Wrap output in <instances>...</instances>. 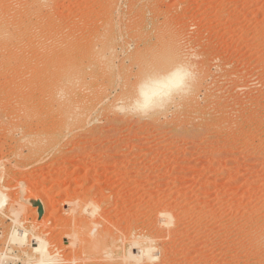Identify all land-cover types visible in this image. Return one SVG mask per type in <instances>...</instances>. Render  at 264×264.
Instances as JSON below:
<instances>
[{"label": "rangeland", "instance_id": "374dc122", "mask_svg": "<svg viewBox=\"0 0 264 264\" xmlns=\"http://www.w3.org/2000/svg\"><path fill=\"white\" fill-rule=\"evenodd\" d=\"M0 115V264H264V0H0Z\"/></svg>", "mask_w": 264, "mask_h": 264}, {"label": "bare ground", "instance_id": "6f19581e", "mask_svg": "<svg viewBox=\"0 0 264 264\" xmlns=\"http://www.w3.org/2000/svg\"><path fill=\"white\" fill-rule=\"evenodd\" d=\"M170 72H168V73H166L165 75H163L162 77H159V78H153V79H150V80H148L147 82V86H146V88H148V91L147 92H145L144 93V95H145V98L146 99H148L150 96H153V95H156V94H158L162 89L160 88L161 86H167V85H169V84H176V83H178V81H179V79L178 78H175L174 79V75L172 74V75H168ZM163 88V87H162ZM1 116V115H0ZM94 168V167H93ZM93 170V169H92ZM79 171V170H78ZM81 172V171H80ZM89 172V171H88ZM118 174V173H117ZM91 175V174H90ZM82 176V175H81ZM128 176V175H127ZM89 177V176H88ZM85 179V178H84ZM132 181V180H131ZM71 183V182H70ZM133 183V182H132ZM124 184V183H123ZM81 186V185H80ZM96 186V185H95ZM108 186V185H107ZM99 193V192H98ZM94 195V194H93ZM4 196L0 193V206H1V204L4 202ZM68 199V198H67ZM69 200V199H68ZM73 200H74V198H73ZM76 200V199H75ZM82 200V199H81ZM105 200V199H104ZM48 201V200H47ZM70 201V200H69ZM85 201V200H84ZM96 201V200H95ZM6 202V201H5ZM13 202V201H12ZM90 202V201H89ZM92 202V204H93V201H91ZM90 202V203H91ZM4 204V203H3ZM70 204V203H69ZM78 204V203H77ZM91 204V205H92ZM107 204V203H106ZM64 205V204H63ZM87 206H88V204H86ZM97 205V204H96ZM15 206V205H14ZM50 206V205H49ZM58 206V205H57ZM75 206V205H74ZM87 206H85L86 208H87ZM70 207V206H69ZM94 207H95V205H94ZM158 207V206H157ZM3 208V207H2ZM67 208V207H66ZM81 208V207H80ZM90 208H91V206H90ZM103 208H105V206L103 207ZM61 209V208H60ZM69 209V208H68ZM74 209L76 210V206L74 207ZM82 209H85V208H83L82 207ZM82 209H80V211L82 210ZM92 209H95V208H92ZM99 209V208H98ZM101 209V208H100ZM86 210H88V208L87 209H85V211ZM167 210V209H166ZM12 211V210H11ZM84 211V213H86ZM90 211V210H89ZM89 211H88V216H90L89 215ZM95 211H96V209H95ZM98 211V210H97ZM100 211V210H99ZM79 212V211H78ZM90 212H92V215H93V211L91 210ZM108 212V211H107ZM83 212H81V214H82ZM167 213V211L165 212V213H162V214H160V216L158 215L157 217H160L161 218V220H162V224H164V225H168L169 223H170V216L169 215H167L166 214ZM170 213V212H169ZM14 214V213H13ZM72 214V213H71ZM80 213H79V215H81ZM159 214V213H158ZM18 215V214H17ZM79 215H77V216H75V217H78ZM101 215V214H100ZM105 215V214H104ZM16 216V215H15ZM69 216V215H68ZM81 216H83L79 221L78 220H76V222L78 221V224L76 223L75 224V226L76 225H78L76 228H81L83 231H86V233H88L89 235H91L93 232H94V229L93 228H95L94 227V225L96 224V225H98V226H100L99 224H100V221H99V223H98V221H97V219H96V221H94L95 223H93V216H96V214H94L93 216H91L92 217V219H91V217H90V219L92 220V222L89 220H87L85 217H87V216H85V215H81ZM18 217V216H17ZM105 217V216H104ZM73 218H74V216H73ZM97 218V217H96ZM98 218H99V215H98ZM77 219V218H76ZM102 219H103V217H102ZM101 219V220H102ZM51 220V219H50ZM95 220V219H94ZM100 220V219H99ZM47 221V220H46ZM45 221V222H46ZM108 221H109V219H108ZM119 221V220H118ZM67 222V221H66ZM79 222H80V224L81 225H79ZM90 222H91V224H92V226L90 225ZM73 223H74V221H73ZM98 223V224H97ZM104 223V222H103ZM69 224V223H68ZM112 224V223H111ZM161 224V223H160ZM173 224V223H172ZM71 225V224H70ZM74 225V224H73ZM95 225V226H96ZM170 225V224H169ZM35 226V225H34ZM38 226V225H37ZM67 226H69V225H67ZM75 226H74V228H75ZM114 226V225H113ZM117 226V225H116ZM159 226V225H158ZM66 227V226H65ZM102 227H104V226H102ZM101 227V228H102ZM105 227H107L108 228V226H107V224H106V226ZM164 227H166V226H164ZM64 228V227H63ZM73 228V227H72ZM100 228V229H101ZM107 228L105 229V230H107ZM121 228V227H120ZM127 228V227H126ZM67 229V228H66ZM69 229V228H68ZM100 229H98L96 232H98ZM103 229V230H104ZM109 229V228H108ZM112 229V228H111ZM137 229V228H136ZM65 230V229H64ZM73 230V229H72ZM81 230V231H82ZM104 230V231H105ZM140 230V229H139ZM156 230V229H155ZM166 230H167V228H166ZM172 230V229H171ZM38 231H39V229H38ZM116 231V230H115ZM127 231V230H126ZM152 231V230H151ZM73 232H74V230H73ZM108 232V234H109V231H107ZM117 232V231H116ZM120 232V231H119ZM167 232V231H166ZM12 233H14V232H12ZM23 233V232H22ZM25 233V232H24ZM67 233V232H66ZM79 233H81V232H79ZM101 233H103V232H101V231H99L98 232V234H101ZM105 233H106V231L104 232V236H105ZM42 234V233H41ZM77 234H78V232H77ZM97 234V233H96ZM97 234V235H98ZM160 234V233H159ZM167 234V233H166ZM168 235V234H167ZM18 236H19V234L17 233H14V236L13 237H17L18 238ZM20 236H21V238L20 239H24V235L23 234H20ZM99 236V235H98ZM101 236V235H100ZM109 236V235H108ZM107 235H106V237H105V240L104 241H107L108 239H107V237H108ZM112 236V235H111ZM114 236V235H113ZM134 236V235H133ZM152 236V235H151ZM42 237V236H41ZM41 237H35V247H34V250L35 251H37V253L38 254H40L39 256H40V261L38 260V262H39V264H45L44 263V261H45V259H44V257L46 256V253H44L45 252V247L47 246L46 245V243L44 242V240L43 239H41ZM16 238V239H17ZM77 238V237H76ZM98 238V237H97ZM92 239H93V241L92 242H94V237H92ZM103 238L101 237V240H102ZM107 239V240H106ZM111 239V238H110ZM25 240V239H24ZM74 240V239H73ZM88 240V239H87ZM95 240H96V237H95ZM98 240V239H97ZM96 240V241H97ZM100 240V239H99ZM98 240V241H99ZM97 241V242H98ZM109 241V240H108ZM152 240L150 239V242L147 240V239H142V238H136V237H130V239H129V241H128V250H127V252H128V254L126 255V256H124L123 257V255H122V260H120V262H117V264H130L129 263V260L131 261L132 260V263L134 262V263H139V262H142V261H144V263L143 264H145V262H150L151 263V260H152V262H153V260H155L156 259V256H155V253H154V251L155 250H157V249H155L154 250V248H153V246H152V242H151ZM157 241V240H156ZM69 243V242H68ZM72 243V242H71ZM101 243V242H100ZM106 243V242H105ZM111 243V242H110ZM75 244V243H74ZM102 244H103V241H102ZM77 245V244H76ZM98 245H99V243H98ZM105 245V244H104ZM74 246V245H73ZM92 246V245H91ZM97 246V245H96ZM123 246V245H122ZM71 247V246H70ZM93 247V246H92ZM95 247V246H94ZM101 247H103V245L101 246L100 245V247L99 248H101ZM108 247V246H107ZM113 247V245L112 246H110V248L109 249H113L112 248ZM157 247H158V245H157ZM72 248V247H71ZM96 248H98V247H96ZM99 248H98V251H99ZM106 248V247H105ZM105 248H104V250H105ZM48 249V248H47ZM74 249V248H73ZM92 249H94V248H92ZM102 249V248H101ZM81 250V249H80ZM103 250V249H102ZM154 250V251H153ZM72 251V250H71ZM76 251V250H75ZM95 252V251H94ZM112 252L110 251V253L109 254H111ZM93 255H94V258H96L97 259V257H96V252L95 253H92ZM97 254H100L99 252L97 253ZM101 254H103V253H101ZM104 254H106V253H104ZM107 254H108V252H107ZM105 255L103 258H105L106 260L108 259V260H110L109 258V254L108 255ZM121 255V254H120ZM98 256V255H97ZM154 256H155V259H154ZM100 257H101V255H100ZM100 257H98V258H100ZM109 257V258H108ZM118 258V257H117ZM120 258V257H119ZM166 258V257H165ZM161 259V258H160ZM164 259V258H163ZM78 260V259H77ZM91 260V259H90ZM104 260V259H103ZM103 260H101V261H103ZM106 260H104L105 261V263H109V262H107ZM128 260V261H127ZM88 261V260H87ZM100 261V260H99ZM156 261V260H155ZM78 262H80V261H78ZM72 263H73V260H72ZM76 263V262H75ZM103 263V262H102ZM111 263V262H110ZM109 263V264H110ZM116 263V262H115ZM115 263H113V264H115ZM133 263V264H134ZM149 263V264H150ZM158 263V262H157ZM100 264V263H99ZM164 264V263H163Z\"/></svg>", "mask_w": 264, "mask_h": 264}]
</instances>
